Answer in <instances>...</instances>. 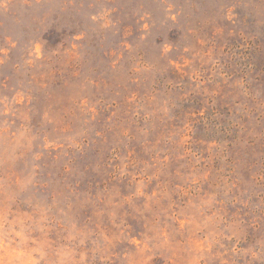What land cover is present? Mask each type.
I'll return each instance as SVG.
<instances>
[{"label":"rangeland","instance_id":"obj_1","mask_svg":"<svg viewBox=\"0 0 264 264\" xmlns=\"http://www.w3.org/2000/svg\"><path fill=\"white\" fill-rule=\"evenodd\" d=\"M0 264H264V0H0Z\"/></svg>","mask_w":264,"mask_h":264}]
</instances>
